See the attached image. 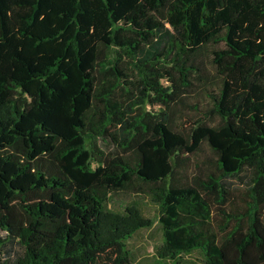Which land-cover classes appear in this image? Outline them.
<instances>
[{
  "label": "trees",
  "instance_id": "16d2710c",
  "mask_svg": "<svg viewBox=\"0 0 264 264\" xmlns=\"http://www.w3.org/2000/svg\"><path fill=\"white\" fill-rule=\"evenodd\" d=\"M198 87L212 109L178 128ZM130 191L162 264H264V0H0V264H135L155 221L109 209Z\"/></svg>",
  "mask_w": 264,
  "mask_h": 264
},
{
  "label": "rangeland",
  "instance_id": "374dc122",
  "mask_svg": "<svg viewBox=\"0 0 264 264\" xmlns=\"http://www.w3.org/2000/svg\"><path fill=\"white\" fill-rule=\"evenodd\" d=\"M210 50L213 49L211 46ZM209 55V54H207ZM206 55V62L209 66V58ZM212 85L211 88H214ZM186 106H177L176 114L174 117L175 125L179 128L185 118L195 120L197 118V112L193 110V107H199L202 113H206L212 109V102L208 98V94L203 90L202 87H198L195 92L188 96L186 99ZM211 123H217L216 117H209ZM207 158L215 159V156L211 152L207 144H203L200 152L193 158L194 161H204ZM225 182L229 186L232 192L231 203L229 208L235 212H239L243 207V201L241 199L242 194L249 186L250 172L248 170L243 171L240 175L228 177ZM137 206L143 215L147 218L154 220L152 227L148 229H141L135 233L127 242V248L131 252L132 258L135 264H162L157 254L156 248L163 242V232L159 219V206L154 201L153 197L148 193H136L133 191L123 192L114 197H111L109 203V209L115 213H124L125 209L129 206ZM0 237L5 238V233L0 232ZM10 254H2V258L6 262H13L17 255L20 253V249L17 245H8L6 250H10ZM6 252V251H5ZM202 255L199 252H194L189 256L185 257V261L188 264H202ZM164 264H172V261H166Z\"/></svg>",
  "mask_w": 264,
  "mask_h": 264
}]
</instances>
